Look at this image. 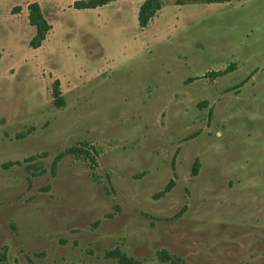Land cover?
<instances>
[{"label":"rangeland","instance_id":"374dc122","mask_svg":"<svg viewBox=\"0 0 264 264\" xmlns=\"http://www.w3.org/2000/svg\"><path fill=\"white\" fill-rule=\"evenodd\" d=\"M83 1L0 0V264H264V0Z\"/></svg>","mask_w":264,"mask_h":264},{"label":"trees","instance_id":"16d2710c","mask_svg":"<svg viewBox=\"0 0 264 264\" xmlns=\"http://www.w3.org/2000/svg\"><path fill=\"white\" fill-rule=\"evenodd\" d=\"M114 0H87L83 1L81 4L76 3L75 8L80 9H95L100 6H104ZM233 1L240 0H175V5L184 6L192 4H212V3H230ZM164 6L163 0H145L139 7L138 11V26L141 30L148 27L150 22L158 15ZM31 15L30 22L34 27H36V35L31 40L30 45L33 48H38L41 46L42 42L46 39L47 33L52 29V26L49 25L42 12L38 3L30 5ZM228 69L224 71L213 72V75L216 77L224 76L227 73ZM54 98V104L57 108H62L65 106V100L60 90V82L56 80L54 82V89L52 92ZM94 170V167H91ZM199 168V161L196 160L193 166V175H197ZM95 181H98V175L93 172L92 174ZM107 257L116 259L118 264H140L134 258L128 256L120 249H114L107 253ZM158 259L161 263L165 264H182L180 259L171 256L167 251H161L158 254ZM148 264H158V263H148Z\"/></svg>","mask_w":264,"mask_h":264},{"label":"crops","instance_id":"0c3cea01","mask_svg":"<svg viewBox=\"0 0 264 264\" xmlns=\"http://www.w3.org/2000/svg\"><path fill=\"white\" fill-rule=\"evenodd\" d=\"M233 2H234V1H233ZM230 3H232V2H230ZM169 5H171V4H169ZM169 5H165V4H164L162 10L159 12V14H158L155 18H159V17L161 16V14L163 13L164 9H165L167 6H169ZM155 18H154V19H155ZM154 19H153L152 21H154ZM152 21H151V22H152ZM151 22H150V23H151ZM227 68H228V67H227ZM227 68H226V69H227ZM226 69H225V70H226ZM221 71H224V70H221ZM216 72H217V71H216ZM228 73H229V72H228ZM219 78H220V77H219ZM214 99H215V98H214Z\"/></svg>","mask_w":264,"mask_h":264}]
</instances>
